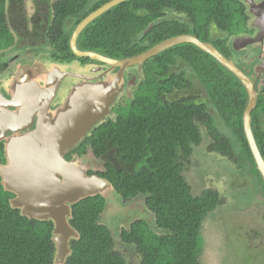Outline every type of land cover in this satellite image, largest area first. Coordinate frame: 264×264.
<instances>
[{"label":"trees","instance_id":"obj_1","mask_svg":"<svg viewBox=\"0 0 264 264\" xmlns=\"http://www.w3.org/2000/svg\"><path fill=\"white\" fill-rule=\"evenodd\" d=\"M5 1L0 0V22ZM109 1L60 0L55 9L64 20L76 18L77 26ZM235 15L241 18L236 27ZM244 20L240 0H128L90 23L78 46L123 60L190 34L222 52L229 34L237 32ZM215 27L220 34L211 38ZM145 63V79L122 111L83 141L104 161V172L97 175L108 180L125 202L143 196L154 217L153 228L141 219L120 233L124 243L136 245L139 264H201V230L221 198L213 190L195 196L183 171L195 147L207 139L210 153L233 160L237 152L264 192L243 129L248 95L238 78L192 44L177 45ZM197 83L206 95L203 102L192 94ZM215 118L223 121L225 130L218 128ZM251 126L264 156V100H258ZM105 208L100 195L72 207L70 224L80 238L71 240L66 264H128L115 249L112 231L101 222ZM53 229L51 221L22 216L0 199V264H54Z\"/></svg>","mask_w":264,"mask_h":264},{"label":"flooded vegetation","instance_id":"obj_2","mask_svg":"<svg viewBox=\"0 0 264 264\" xmlns=\"http://www.w3.org/2000/svg\"><path fill=\"white\" fill-rule=\"evenodd\" d=\"M59 1L6 0L4 4V22H0V172L5 173L4 169L9 166L10 176L14 173L11 168L15 167V157L29 155L26 148L14 147L12 150L11 146L18 138L32 134L37 129L40 117L48 113L57 114L66 106L70 96L76 91V74L84 76L85 73L80 71H86L85 76L91 78L90 84L97 85L112 82L121 70L100 61L76 56L70 46L72 35L78 26L74 23L76 18L64 20L58 15L55 6ZM246 1L240 0L245 6V23L240 25L237 32L233 31L229 34L227 47L222 52L218 51L250 78L255 85L258 104L259 99L264 100V32L258 27V18L250 12V6ZM253 1L256 5L264 2V0ZM28 2L32 3L31 11L28 9ZM69 34L71 36L66 41L64 37ZM217 34L220 33L212 31L211 38H215ZM78 41L79 37L77 48L86 51L79 48ZM96 53L104 56L99 52ZM144 79L143 67L141 70L136 66L124 69L119 85L121 89L118 92L123 98L120 99L119 104L114 103L110 116L97 129L117 117L121 103L132 98ZM78 82V85L84 84L88 79ZM128 94L131 98L126 97ZM217 124L221 131L226 129L223 121L219 120ZM24 145L21 143V146ZM88 154H91L94 163L99 166L98 170L89 171L88 174L93 176L104 172V161L94 155L88 142L82 141L68 153L66 159L71 161ZM262 157L264 158L263 155ZM224 158L236 166L241 162L237 152L233 160ZM26 165L24 170L29 174L43 173L37 160H31ZM254 178L257 179V176ZM3 179L0 175V199L11 207V201L16 195L5 190ZM122 202L125 203L123 200ZM12 209L21 213L20 209Z\"/></svg>","mask_w":264,"mask_h":264},{"label":"water","instance_id":"obj_3","mask_svg":"<svg viewBox=\"0 0 264 264\" xmlns=\"http://www.w3.org/2000/svg\"><path fill=\"white\" fill-rule=\"evenodd\" d=\"M126 1L128 0H111L89 14L78 24L70 41L71 49L77 57L89 58L111 65L113 68H121L119 74L112 82L97 85L90 84L91 78L85 76L86 71H80L85 73L84 76L76 74L78 81L88 79V82L78 85L76 80V91L72 93L66 106L57 114L52 115L47 111L48 114L40 117L37 129L32 134L18 138L13 143L12 150L14 147L26 148L29 152L27 157L23 155L15 157V167L11 168L14 171L13 176H10L9 166L4 169L5 173L0 172L4 178L5 190L16 195L11 201L12 208L20 209L21 215L29 219L53 223L52 242L56 249L54 264H66L67 258L72 253L71 240L80 238L79 233L70 224L72 207L86 198L97 195L106 200L115 192L108 180L97 175H88L89 171L82 158L68 161L66 156L110 116L114 103L119 104L122 96H119L118 92L121 89L119 85L124 69L136 66L141 70L145 62L177 45L188 43L196 46L216 59L245 87L248 103L243 116L244 134L255 165L264 181V158L251 127L252 112L257 106L258 98L255 85L212 44L203 42L194 35L184 34L167 39L142 54L124 60L104 57L96 52L80 51L77 48L79 35L90 23L114 6ZM246 2L250 6V12L258 18V27L264 32V2L259 5L253 0ZM21 143L25 145L21 146ZM31 160L39 162L43 173L29 174L24 170L27 162L30 163Z\"/></svg>","mask_w":264,"mask_h":264},{"label":"rangeland","instance_id":"obj_4","mask_svg":"<svg viewBox=\"0 0 264 264\" xmlns=\"http://www.w3.org/2000/svg\"><path fill=\"white\" fill-rule=\"evenodd\" d=\"M28 9L32 10L30 2ZM234 17L236 27L241 24V18L237 15ZM214 31L219 30L215 27ZM186 94L191 95L189 92ZM192 94L199 96L200 102L206 96L198 83ZM126 97L131 98L130 94ZM122 107L124 102L119 111H122ZM208 144L205 139L202 145L195 147L183 171L195 196L205 190H213L221 198L220 207L208 215L201 230V264H264V192L254 181L249 164L245 166L238 162L236 166L222 155L210 153ZM81 158L88 171L99 169L91 154ZM113 193L112 197L106 199L101 222L112 231L116 251L123 254L128 264H139L141 256L136 245L124 243L120 233L141 219L153 228L154 217L147 210L143 196L123 203Z\"/></svg>","mask_w":264,"mask_h":264}]
</instances>
